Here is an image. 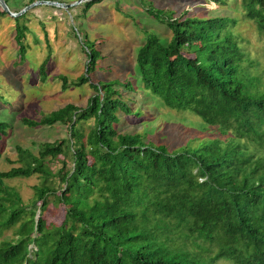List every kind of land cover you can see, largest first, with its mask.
I'll list each match as a JSON object with an SVG mask.
<instances>
[{"label":"trees","instance_id":"1","mask_svg":"<svg viewBox=\"0 0 264 264\" xmlns=\"http://www.w3.org/2000/svg\"><path fill=\"white\" fill-rule=\"evenodd\" d=\"M208 1L221 11L229 3ZM150 5L171 34L165 42L145 34L131 78L89 81L100 54L82 40L84 73L58 77L62 88H91L85 106L20 119L62 125L67 136L39 143L36 154L16 146L18 165L0 170V235L11 234L0 239V264H264V75L236 31L251 23L264 56V0H233L208 16ZM27 22L14 21L12 66L24 61ZM148 100L198 116L223 144L194 137L197 147L169 152L118 129ZM8 129L0 120V140ZM34 174L27 202L4 182Z\"/></svg>","mask_w":264,"mask_h":264},{"label":"rangeland","instance_id":"2","mask_svg":"<svg viewBox=\"0 0 264 264\" xmlns=\"http://www.w3.org/2000/svg\"><path fill=\"white\" fill-rule=\"evenodd\" d=\"M28 1L6 0L4 3L11 12H18L33 2L40 3L27 8L17 19L7 14L0 17V120L9 125L7 135L0 140V170L18 165L16 146L36 154L39 143L67 136L62 125L29 127L20 119L36 120L41 114L66 103L85 106L87 98L93 93L91 88L87 84L78 87L68 84L62 88L58 77L64 76L69 83L84 73L87 57L82 40L94 41L100 54L94 72L88 75L89 81L131 78L136 49L144 41L145 34L153 33L162 42L168 41L171 34L164 24L146 13V5L151 4L153 9L175 10L177 15L189 10L205 12L202 16H208L229 12L233 2L229 0L226 9L221 11L208 0H101L82 12V3L87 0ZM49 2L73 5L65 8ZM236 12L234 9L231 11ZM25 19H28L29 31L25 36L29 46L22 64L12 66L16 55L14 21L20 23ZM236 31L246 40L244 46L250 55L260 60L259 72L264 75V56L260 53L262 43L257 40L253 26L240 20ZM47 54L43 74L39 65ZM159 103L146 101L144 107H139L140 116L121 118L118 129L145 133L150 142L162 145L169 152L197 147L200 140L195 138L212 137L209 139H217L223 144L225 136L208 134V127L203 128L205 124L198 116L169 109ZM4 182L13 187L23 202H27L32 197V186L38 183V178L34 174ZM8 237H11L9 230L0 235V239Z\"/></svg>","mask_w":264,"mask_h":264},{"label":"water","instance_id":"3","mask_svg":"<svg viewBox=\"0 0 264 264\" xmlns=\"http://www.w3.org/2000/svg\"><path fill=\"white\" fill-rule=\"evenodd\" d=\"M77 2H78V1L74 2V4H76ZM37 3H40V1H37ZM37 3L33 2V3H31V4L27 5V6H25L23 9H21V10L18 11V12H11V11L7 8V6L5 5L4 1H3V0H0V7H1V9H2L5 13H7V15H9L10 17H16V16L20 15L21 13H23L27 8H29V7H31V6H34V5H36ZM49 3L55 4V5L57 4L58 6H62V7H65V8L68 7V6L73 5V4L57 3V2H49Z\"/></svg>","mask_w":264,"mask_h":264}]
</instances>
